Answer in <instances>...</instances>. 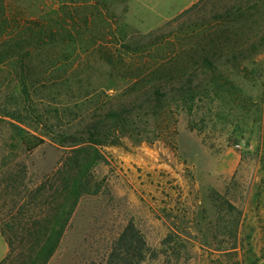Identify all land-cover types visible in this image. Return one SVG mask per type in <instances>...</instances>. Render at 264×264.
<instances>
[{"label":"rangeland","instance_id":"374dc122","mask_svg":"<svg viewBox=\"0 0 264 264\" xmlns=\"http://www.w3.org/2000/svg\"><path fill=\"white\" fill-rule=\"evenodd\" d=\"M24 1L32 13L59 6ZM91 1L50 51L45 85L25 93L0 74V110L50 136L91 128L106 141L90 145L79 197L43 264H264V2ZM193 4L202 8L182 14ZM58 13L68 19L66 5ZM68 151L28 153L0 132V170L17 176L0 192L9 239L0 264H28L32 234L72 166Z\"/></svg>","mask_w":264,"mask_h":264},{"label":"trees","instance_id":"16d2710c","mask_svg":"<svg viewBox=\"0 0 264 264\" xmlns=\"http://www.w3.org/2000/svg\"><path fill=\"white\" fill-rule=\"evenodd\" d=\"M55 1H58L59 6L53 8V14L50 15L44 11L43 7L38 8L35 13L30 12L29 5L24 0H0V74L4 73L7 77L10 76L16 79L21 86V90L25 93H27L28 86L45 85L47 83V80L42 75L50 67V51L56 45L64 43L63 37H70L74 33L75 16L73 14L76 6L79 3L87 6L94 5L91 0ZM261 1L264 2V0ZM64 5L67 6L68 15L66 17L68 19L62 18V15L58 13L59 8ZM199 8H202V6L193 4L185 9L182 14L191 13ZM244 10L245 7L244 9L238 7L234 12L243 14ZM87 18L88 16L85 17V19ZM212 34V32H208L207 39L209 43H211L209 35ZM260 42H264V34L261 36ZM211 49H213V46L209 48V50ZM244 51L250 53L254 50L252 45H250ZM202 60L209 66L213 65L210 61L211 58L208 56H203ZM107 62L115 66L116 59L110 54ZM1 81H6V78H0ZM155 91L158 90L156 89ZM0 112V132L8 130L11 138L14 139L16 147L21 148L25 152L31 153L40 146L53 149H61L62 147L69 150L65 159L71 161L72 166L67 165L65 175L61 178L62 186L56 188L58 192L56 195L60 199L56 201L54 212L50 216L45 218V220L43 219L39 224H37L39 221L35 222L38 228L32 234L33 245L29 254L28 264H43L55 250L61 236L58 228L67 221L70 208L75 205L79 197L85 169L91 165L94 159L92 154L87 153L90 150L94 152V148L90 145L101 144L106 141L95 137L94 133L91 132V128H87L86 135L59 132L54 136H50L46 132L38 130V126H32L22 120L14 111L3 108ZM119 114L118 111L114 110L106 113L112 120L117 118ZM5 117H10L13 120H7ZM117 125L118 122L114 124L113 128L116 129ZM110 133L114 134L115 131L112 130ZM115 142V140H111L110 143L113 144ZM83 152L84 156L79 159L80 154ZM62 163L65 165V161ZM0 171L2 172L0 175L5 173L1 180L2 183H0L2 185L0 192L7 191L6 193L9 194V187L16 181L17 176L12 171ZM23 204H25L24 200L18 205V209ZM65 205H70L68 210L64 209ZM9 217L10 219L14 218V214H10ZM4 237L9 245V239L5 235Z\"/></svg>","mask_w":264,"mask_h":264},{"label":"crops","instance_id":"0c3cea01","mask_svg":"<svg viewBox=\"0 0 264 264\" xmlns=\"http://www.w3.org/2000/svg\"><path fill=\"white\" fill-rule=\"evenodd\" d=\"M186 1L192 3V1H190V0H182V1H180V3H184ZM183 6H185V5H183ZM185 7H183L182 9H184ZM168 9H170V8H168ZM163 11L165 14L176 13L175 7H173L172 10L168 11V10L164 9ZM226 166L229 170L230 166L228 163H226ZM225 170L227 171V169L223 168V166H222L221 171H225ZM8 249H9L8 242L6 241V238L4 237V235L0 231V262H2V260H4V258L6 257V255L8 253Z\"/></svg>","mask_w":264,"mask_h":264}]
</instances>
